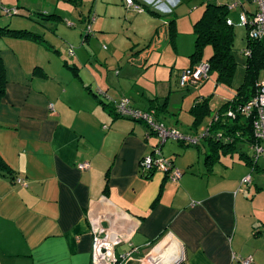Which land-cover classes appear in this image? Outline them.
<instances>
[{
	"label": "crops",
	"instance_id": "1",
	"mask_svg": "<svg viewBox=\"0 0 264 264\" xmlns=\"http://www.w3.org/2000/svg\"><path fill=\"white\" fill-rule=\"evenodd\" d=\"M134 1L146 10L128 8L125 0L120 1L124 8L116 10L128 14L131 31L141 39L161 20L171 22L165 19L173 14L169 8L186 2ZM255 11L253 0H240L230 13L244 22ZM92 19L88 36H93ZM108 21L94 26L110 33ZM118 25L126 27L122 21ZM37 30L33 33L40 38L34 40L0 34L5 73L0 156L13 172V177H0V264H92L91 220L120 239L115 255L121 264H147L168 240L179 250L180 264H238L235 257L264 264V215L255 214L256 209L249 213L240 193L245 188L241 180L251 175L249 165L241 164L249 156L240 154L242 169L234 176L229 172L234 171L233 154L222 163L220 152L204 142L192 147L169 140L162 154L182 171L180 180L172 182L162 173L143 175L140 160L152 153L158 139L144 123L115 110L129 93L130 108L153 112L162 122L158 111L163 106L153 89L141 83V71L94 70L84 63L93 56L85 48L73 56L65 53L69 63ZM85 162L89 169L79 170ZM156 261L150 264L161 263Z\"/></svg>",
	"mask_w": 264,
	"mask_h": 264
},
{
	"label": "rangeland",
	"instance_id": "2",
	"mask_svg": "<svg viewBox=\"0 0 264 264\" xmlns=\"http://www.w3.org/2000/svg\"><path fill=\"white\" fill-rule=\"evenodd\" d=\"M120 1L115 3L112 0H0L3 7L18 12L9 17L0 13V20L3 19L1 29L14 30L17 25L22 27L20 31L26 30L33 33L38 29V32L45 34L46 39L53 42V46L58 49L65 60H67L68 49L65 50L64 46L73 47L75 54L79 52V49L85 48L87 50L84 52L93 55L85 59V65L97 71L104 70L105 73H113L125 68L131 72L141 71L140 74L138 73L141 83L153 89L157 98L160 99V105L166 102V109L162 108L158 111L162 123L167 128L184 135L203 134L211 116L204 117L197 128L194 127V119L190 114L194 102L202 98L207 99L210 114L213 115L225 102L233 100L237 90L244 83L247 58L243 51L246 50L248 42V30L244 22L239 17H235L234 12L229 13V19L235 25L233 54L238 63L232 84L228 86L217 83V74L211 71L204 85L182 90L177 84V72L186 69L191 63L189 57L193 52L195 41L193 23L203 12L207 0H186L182 5L168 7L170 11L172 10V15L163 13L168 14L165 19L175 21L174 26L177 33L174 38L175 46L169 43L167 32L169 21L166 24L164 20H161L156 27L157 30L154 28L151 34L144 36L145 38H138L129 27L131 18L128 14L123 10L117 11L119 8H124ZM215 3L223 5L225 0H215ZM115 4L117 6H113ZM92 18H96V21L91 22V26L103 19H108V23L113 28L110 33H106L92 26L93 36H87L88 42L84 43L87 21H91ZM121 21L126 27L118 25ZM78 39L80 42L77 44L75 42ZM211 53L210 47L204 50L202 57L204 62L209 60ZM67 61L72 62V60ZM105 63H107V68L103 65ZM126 95H128L126 99L132 100V95L129 93ZM203 142L204 146L210 149L208 142ZM219 152L221 156L219 159L222 163H227L232 154L234 155V171H229L234 172V176L242 169L241 165H237L241 158L240 154L243 153L249 157L253 155L249 146L242 141L237 142L232 150L226 152L220 150ZM241 164L247 165L243 160ZM257 164L260 171L257 167L249 165L252 185L250 188H243L240 193H243L246 198L249 213L256 209L255 214L264 215V159H258Z\"/></svg>",
	"mask_w": 264,
	"mask_h": 264
},
{
	"label": "built area",
	"instance_id": "3",
	"mask_svg": "<svg viewBox=\"0 0 264 264\" xmlns=\"http://www.w3.org/2000/svg\"><path fill=\"white\" fill-rule=\"evenodd\" d=\"M209 1V0H207ZM240 0L227 7L229 11L235 10ZM256 11L250 17L244 18V25L248 29V39L253 42L264 43V0H253ZM128 8L143 12L142 6L136 4L134 0H125ZM0 13L9 17L18 14L17 10L7 9L0 4ZM94 21V18H93ZM68 54L74 55V48H68ZM252 54L250 49L244 51L246 57ZM210 66L207 62H200L182 70L179 77V87L182 90L203 85L209 78ZM115 110L119 116L144 123L150 134L157 137L158 143L153 148L151 154L144 156L139 163L140 171L148 176L153 173H162L170 181L177 182L182 177V171L176 168L170 160H167L162 154L163 145L171 140L185 144L186 146L197 147L208 137H215L217 141L224 140L223 133L220 131L212 132V127L217 124L222 117L235 120L238 116L252 118L253 142L250 149L253 152L252 160L257 163L258 159H264V81L257 84L256 94L237 110L228 109L221 116L215 113L207 127L200 135H184L174 129L167 128L162 122L158 121L153 112L140 111L129 107V101L122 99L116 104ZM227 140V139H226ZM232 142V139H228ZM89 163L85 162L78 165V169L85 171L89 169ZM17 183L24 184L22 179H17ZM252 184V177L248 175L241 180V186L249 187ZM91 231L93 235L92 264H121L119 258L115 255V247L120 243V239L114 236L109 229L105 228L99 220H91ZM238 264H251L252 257L234 258Z\"/></svg>",
	"mask_w": 264,
	"mask_h": 264
},
{
	"label": "trees",
	"instance_id": "4",
	"mask_svg": "<svg viewBox=\"0 0 264 264\" xmlns=\"http://www.w3.org/2000/svg\"><path fill=\"white\" fill-rule=\"evenodd\" d=\"M146 10V8H143ZM148 10V7H147ZM230 11L226 5L215 3V0L206 1L204 10L201 16L193 24V35L195 37L194 49L190 55L191 66L199 64L203 61V52L207 47L212 50L211 57L207 61L210 66V72L214 71L217 74V83L230 86L233 82L238 63L233 54L234 38H235V25L229 19ZM175 21L168 23V31L173 43L176 37V30L174 26ZM247 28V27H246ZM248 30V29H247ZM0 34H10L15 37H28L29 39H38V35L30 31H20L13 29H1ZM89 35L86 30L85 37ZM246 49H250L252 54L247 58L245 66V78L242 86L237 90L233 100L225 102L219 110L215 113H219L223 116V113L228 109L237 110L238 107L245 104L256 94L257 84L264 81V43L253 42L248 39ZM244 53V51H243ZM5 83V73L2 65L0 64V97L2 95V87ZM208 100L202 98L194 102L193 107L190 110V114L193 117V125L197 128L200 121L207 116L211 115V110L208 105ZM160 107V109H166V102ZM252 118H244L238 116L235 120L222 117V119L215 124L211 131H220L223 133L224 140L217 141L215 137H208L206 141L210 145L211 149L216 153L219 151H228L235 148V144L243 139V142L249 145L253 140L252 130ZM227 139V140H226ZM228 139H232L228 141ZM246 162L251 167H256L251 157L246 158ZM0 177H13L12 170L4 162L0 156Z\"/></svg>",
	"mask_w": 264,
	"mask_h": 264
},
{
	"label": "bare ground",
	"instance_id": "5",
	"mask_svg": "<svg viewBox=\"0 0 264 264\" xmlns=\"http://www.w3.org/2000/svg\"><path fill=\"white\" fill-rule=\"evenodd\" d=\"M155 255L156 256L153 259L152 257H150L147 264H150V262L156 260V262L161 261V263L156 264H175L179 259L180 253L177 247L168 240L167 242H165V244L162 245L159 252H155Z\"/></svg>",
	"mask_w": 264,
	"mask_h": 264
},
{
	"label": "water",
	"instance_id": "6",
	"mask_svg": "<svg viewBox=\"0 0 264 264\" xmlns=\"http://www.w3.org/2000/svg\"><path fill=\"white\" fill-rule=\"evenodd\" d=\"M181 262L180 261H178L176 264H180Z\"/></svg>",
	"mask_w": 264,
	"mask_h": 264
}]
</instances>
